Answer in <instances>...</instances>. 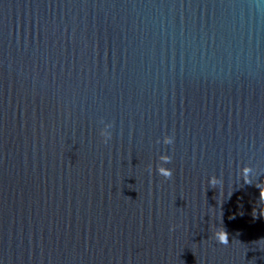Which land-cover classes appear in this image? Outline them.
<instances>
[{
  "label": "water",
  "instance_id": "obj_1",
  "mask_svg": "<svg viewBox=\"0 0 264 264\" xmlns=\"http://www.w3.org/2000/svg\"><path fill=\"white\" fill-rule=\"evenodd\" d=\"M262 179L264 0H0V264H264Z\"/></svg>",
  "mask_w": 264,
  "mask_h": 264
},
{
  "label": "clouds",
  "instance_id": "obj_2",
  "mask_svg": "<svg viewBox=\"0 0 264 264\" xmlns=\"http://www.w3.org/2000/svg\"><path fill=\"white\" fill-rule=\"evenodd\" d=\"M101 135L104 137L103 141L104 143H107L108 140L111 138L110 133H101ZM175 137L174 136H168L165 135L163 137V144L164 145H172L174 144ZM160 141H157L159 143ZM171 156L167 154H161L158 156L159 163L156 166V172L162 176L165 179H170L173 175V170L171 168L165 167L164 165L171 163ZM252 169L248 166H244L240 169L239 175L243 178L245 183H251L249 180V174L251 173ZM149 172L151 173V166H149ZM208 184L215 188L217 185H222V180L218 179L216 176H211L208 178ZM260 190L264 189V179L260 181L259 184L256 185ZM259 199L261 205L264 204V196L260 195L259 192ZM261 215L264 216V208L261 209ZM222 234V235H221ZM214 238L222 245L228 244V234L223 230V228L217 229L213 233Z\"/></svg>",
  "mask_w": 264,
  "mask_h": 264
}]
</instances>
